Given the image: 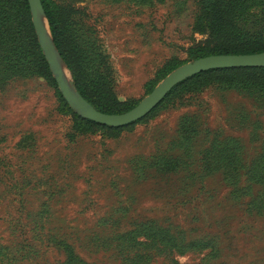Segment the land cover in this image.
I'll use <instances>...</instances> for the list:
<instances>
[{
  "label": "rangeland",
  "instance_id": "1",
  "mask_svg": "<svg viewBox=\"0 0 264 264\" xmlns=\"http://www.w3.org/2000/svg\"><path fill=\"white\" fill-rule=\"evenodd\" d=\"M51 1L135 106L211 44L199 0ZM49 68L0 78L3 262L63 264L68 242L91 264H264V98L213 81L120 130L81 129Z\"/></svg>",
  "mask_w": 264,
  "mask_h": 264
},
{
  "label": "trees",
  "instance_id": "2",
  "mask_svg": "<svg viewBox=\"0 0 264 264\" xmlns=\"http://www.w3.org/2000/svg\"><path fill=\"white\" fill-rule=\"evenodd\" d=\"M42 3L54 41L73 71L80 93L104 113H123L133 108L135 104L117 96L110 78L90 53L70 46V35L62 25L58 7L51 0H42ZM199 3L201 10L195 29L207 33L211 44L194 48L192 59L216 54L264 52V0H199ZM35 74L52 78L34 30L29 0H0V78L4 81L17 75ZM213 81L264 98V67H230L195 74L174 86L163 100L179 90H193ZM144 119L122 127H112L77 116L81 129L95 127L111 131ZM63 247L67 253L63 264H91L84 261L68 242H64ZM1 256L3 253L0 264H11L3 262Z\"/></svg>",
  "mask_w": 264,
  "mask_h": 264
},
{
  "label": "water",
  "instance_id": "3",
  "mask_svg": "<svg viewBox=\"0 0 264 264\" xmlns=\"http://www.w3.org/2000/svg\"><path fill=\"white\" fill-rule=\"evenodd\" d=\"M29 3L40 44L65 99L83 117L112 127L125 126L144 118L167 96L174 86L200 72L217 68L264 67V52L216 54L200 57L173 70L132 109L123 113H104L79 94L68 81L65 64L52 37L42 0H29Z\"/></svg>",
  "mask_w": 264,
  "mask_h": 264
},
{
  "label": "bare ground",
  "instance_id": "4",
  "mask_svg": "<svg viewBox=\"0 0 264 264\" xmlns=\"http://www.w3.org/2000/svg\"><path fill=\"white\" fill-rule=\"evenodd\" d=\"M44 22H45V24H46V27H47V29L49 30V28H48V25H47V22H46V20L44 19Z\"/></svg>",
  "mask_w": 264,
  "mask_h": 264
}]
</instances>
